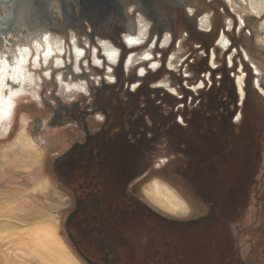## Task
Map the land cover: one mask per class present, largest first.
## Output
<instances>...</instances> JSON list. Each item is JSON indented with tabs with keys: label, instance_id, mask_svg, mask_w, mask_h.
<instances>
[{
	"label": "flooded vegetation",
	"instance_id": "1",
	"mask_svg": "<svg viewBox=\"0 0 264 264\" xmlns=\"http://www.w3.org/2000/svg\"><path fill=\"white\" fill-rule=\"evenodd\" d=\"M124 1L129 2L126 18L95 29L85 19L72 18L68 33L62 37L63 50L39 38L40 54L33 53L24 64L26 74L35 73V80L25 84L26 90L37 92L38 99H34L42 108L46 103L40 86L45 88L51 83L69 96L53 95L55 104L50 116L45 121L34 118L35 131H65L69 136L64 148L51 151L49 161L55 180L71 196L66 235L72 249L87 264H228L235 240L231 227L240 217L236 211L246 198L251 168L255 172L259 168L254 166V158L264 150V137L256 141L239 129L246 123L248 128L251 125L246 117L247 106L254 109L255 119L264 120V106L258 99L253 100L258 90L254 67L245 55L255 41L249 22H258L248 14L239 20L229 4L233 0ZM220 7H224L228 27H221L222 32L217 27L222 21L217 17ZM206 10L214 13L208 16L209 27L200 21L208 15ZM230 17L232 22L228 21ZM143 18L148 23L145 35L139 43L130 45L127 35L138 34ZM247 19L249 22H244ZM238 25L244 51L240 46L232 50L229 32H236ZM70 31L77 35L76 40L69 38ZM221 33L229 39L227 50L222 52L226 69L238 72V65L233 69V60L239 57L246 70L243 94L239 83L238 89L235 85L238 75L225 70L236 88L231 108L237 110L215 121L202 115L205 103L189 107L187 96L179 97L169 89L178 86L187 93L196 87L191 89L189 82L206 80V73L214 75L219 68L214 62L221 55L217 46ZM91 34L118 49L116 61L109 59ZM246 34L253 37L252 41L245 39ZM182 39L187 48L184 59L169 65ZM8 43L14 51L15 44ZM0 44L1 50L7 48L5 39ZM213 50L216 56L212 60ZM145 52L150 55L145 57ZM197 64L207 66V71L196 70ZM41 69L43 77L38 79ZM164 78L169 86L160 83ZM202 86L203 81L194 90L205 88ZM27 96L34 97L27 93L20 99ZM229 105L225 104L226 109ZM250 130L253 133L254 129ZM41 144H50L51 148L52 140ZM146 175L175 189L187 213H163L129 193ZM183 190L188 194L194 191L191 197L195 200ZM263 253L264 241L254 253V261L263 262Z\"/></svg>",
	"mask_w": 264,
	"mask_h": 264
},
{
	"label": "rangeland",
	"instance_id": "2",
	"mask_svg": "<svg viewBox=\"0 0 264 264\" xmlns=\"http://www.w3.org/2000/svg\"><path fill=\"white\" fill-rule=\"evenodd\" d=\"M255 3V0H252V2L251 0H233V2L230 1L229 4L234 9V13L239 20V17L243 14L252 15L255 16V20L264 27V3L259 5H255ZM252 4L258 6V9H255L258 12L252 9ZM220 5L221 4L218 6ZM223 8L224 7L217 8V17L220 16V20L222 19L221 22L219 21L217 23L220 32H222L221 27H227L225 10ZM256 13L258 14L256 15ZM205 14H208V16L211 15L212 17L214 13L206 10ZM233 20L230 17L228 21L232 22ZM244 22L247 23L248 19ZM249 25L251 24L249 23ZM262 31H264V28ZM251 32L253 33V31ZM229 33L234 43V48H232V50L234 51L237 46H240L244 51L243 42L239 41L241 35L240 26L238 25L236 32L231 31ZM91 35L95 36L94 38L97 41L100 38L99 35ZM253 37L250 36V38H248L245 36V39L251 40ZM256 42L262 44L264 43V39L262 37H255V41H253L251 46L249 45L247 47L248 50H245V53L251 52L257 54ZM251 48H253V50ZM233 53L236 54L238 51ZM223 55L224 54H221L215 59V67H219L214 73V75H216L215 77L214 75L212 76L211 73H206V80L204 78H199L196 84L194 83L196 81L195 79L189 82L191 83L189 84L191 89L193 85L197 87L202 81V87L205 86V88H199V91H195L193 88L187 93H184L183 89H179L178 86L170 87L172 89H169L170 92L175 93V95L179 97L187 96L189 107L200 106L199 102L205 103L201 111L204 113L202 115L211 116L215 121L223 119L229 112H235L237 110L231 108L234 98L236 99L237 95L236 88L231 82L230 77L225 75L226 71L227 73H235L236 75H241L242 71L244 77V72L246 70H243L240 65L241 61H239V57L236 55L237 59L235 58V61L233 60V69L238 65L240 72H236L232 70V68L226 69L225 66L227 64L225 65ZM210 64L212 65L211 62ZM197 65L198 67H196V70L200 69L207 71V66L204 67V64ZM253 77L257 79L256 74L253 75ZM235 79H237L235 85L238 89V78ZM199 80L202 81L200 82ZM260 84L263 90L261 91V89L258 88L255 97L253 96V100L258 99V101H261L262 106H264V79L260 78ZM226 88L227 90H225ZM40 90L43 91V100L46 103L45 108H42L41 104L36 101L34 97L27 96L29 98H22L19 100L17 107L15 106V118L12 114L9 117L10 129L8 132L3 133V130H0V264H65V262H59L57 258H54L52 247H58L64 250L65 253H70L73 258L78 260L74 259L79 262V264H85L86 262L82 259L81 255H79L74 248L72 249L65 232V220L69 210L68 205L71 196L66 193L67 191L55 180L49 168V161L52 157L51 151L64 148L68 143L69 136L65 131L56 133L50 132L48 135L47 131L39 133L34 130V118L39 117L45 121L50 116V108L54 107L55 104L52 97L53 95H58L63 98L69 96L68 94L63 95L61 89L55 88L51 83L45 88L44 86L42 88L40 86ZM229 90L233 91L232 93L234 95H231L232 93L228 92ZM76 95L77 94L71 95V97H76ZM226 103L230 104L227 106V109L225 107ZM233 107L235 108V106ZM240 108L242 107L238 109L240 110ZM164 111L168 113L170 109L168 108V110ZM246 111V117L249 119L247 121H251V125L248 128V124L246 123V125H242V128L239 129L241 132L248 134L249 137L259 141L264 137V132L262 131L264 120L262 121L261 119L254 118L255 111L251 106H247ZM199 113L200 111H198V114ZM23 116L27 118L26 125L22 124L21 118ZM262 124L263 126L261 127ZM250 128L254 129L253 133ZM247 130L248 133L245 132ZM49 138L52 140L51 148L50 144H41L45 141L48 143ZM54 140L57 142H54ZM254 161V166H256V168L259 166V168L257 172L251 168L248 174L249 184L247 186L246 198L238 206V211H236L240 217L236 220V225L234 224L231 227V235L235 240L231 250L233 253L232 259L228 264H264V253L261 257L263 262L258 261L257 263L254 261L257 256H255L254 253L259 250V247L262 246V241H264V150L260 152L259 155H256ZM150 178L152 177L149 175L143 176L136 185V190H131L130 188L129 193L137 194L138 197L145 200L146 203H149V205L163 213L170 215L187 213L185 212V208L184 211L178 214L171 211L168 212L162 207V202L158 200L160 203H157L150 199L146 190L157 183L158 180L163 182L161 183L158 181V183L164 185L167 196L172 195V193H174L173 195L175 196L177 195L175 189L172 187L171 189L167 186V183L157 177L153 179L158 180L151 179L153 180L152 183L148 184L151 181ZM187 192L189 191L183 190V193H186V195L194 201L195 198L191 197L194 191H192L191 194ZM179 198L180 197H177L178 201L181 200V198ZM180 202L184 205L183 200ZM169 206L172 207L171 205ZM194 214L195 212L193 211V215ZM49 232L53 234H48ZM43 243L46 246L42 245ZM50 248L51 250H49Z\"/></svg>",
	"mask_w": 264,
	"mask_h": 264
},
{
	"label": "bare ground",
	"instance_id": "3",
	"mask_svg": "<svg viewBox=\"0 0 264 264\" xmlns=\"http://www.w3.org/2000/svg\"><path fill=\"white\" fill-rule=\"evenodd\" d=\"M251 2H252V0H251ZM255 2H256L255 5H259V4H263L264 0H255ZM253 4H252V6H253L252 9L256 12L257 10H255V9H258V6H255ZM257 14L258 13H256V15ZM200 21L202 23V26L209 27L208 26V24H209L208 15L202 16ZM250 24H251L250 31H253V33L252 32H250V33L255 37H262L264 39V31H262V29L264 27L262 25H260L259 23L258 24L257 23H250ZM147 25H148L147 20H145L144 18L141 19L140 28L138 29L139 30L138 34L136 36L127 35V42L130 45H135V44L139 43V41L142 40L144 35H145V29H146L145 27H147ZM66 32L68 33L67 28L62 29V30L57 31V32H53L50 30H39V31L38 30H36V31H32V30H30V31L29 30L19 31L18 30L16 33L9 32L8 34H4V33L0 34V42L3 39H5V42L7 44V48H5L3 50L0 49V130H3V133L8 132V130L10 129L9 117L11 116V113H12V115H14L13 112H14V109H15V106H16L18 99H20L21 97H23L27 93H31V95L34 96V98L38 99L37 98V92L34 89H28L27 88L28 90H26L25 84L31 82L32 80H35V78L33 77L35 75V73L26 74L25 69H24L25 68L24 64L27 62V60L30 58V55H32L33 53L40 54L39 53L40 47H38V45H37L39 38H45L46 40L49 41V43L52 46L59 47V50H63V45H62L63 38L62 37H64L66 35ZM69 33H70L69 38H71L72 40L77 39L76 34H74L72 31H70ZM7 36H8V39H7ZM246 36L248 38H250V36H248V34ZM168 38H169L168 35H166L165 42H167ZM20 40H21L22 44L20 43ZM85 40H87V39L85 38ZM8 41L15 44L14 46H16V47H15L14 51L11 50V46L9 45ZM98 41H99V43L102 44V46L104 48V52L107 54L109 59L111 61H116L117 55H118V49L104 39H98ZM25 42H27V43H25ZM31 46H35L36 49L33 51L31 49ZM217 46L221 50L220 54H222L223 50H227V48L229 46V39L225 35V33L221 34V36L218 40ZM256 46H257V48H256L257 54H253L251 52H248V53L246 52L245 55H246L248 61L254 67V71H255V74L257 76V79H255V85L258 88H260L262 91L263 88L261 87V84H260V78L264 79V78H262V77H264V53H262V52H264V43L258 44L256 42ZM178 47H179L178 51L175 54L171 55L169 65H172V64L177 65V64L181 63V61H183L184 56H185L184 51L187 49L183 39L180 41ZM251 49L253 50V48H251ZM76 51L78 52L79 50L76 49ZM49 53L50 52L47 53L45 58H47ZM149 55H150L149 53H146V52L144 53L145 57L149 56ZM132 56H134V55H132ZM215 56H216V53L213 50L212 57H211L212 60L215 58ZM232 57L233 56L230 54V56H229V62L230 63L232 62L231 61ZM57 61L60 62V59H57ZM96 61H97V63H100L99 59H96ZM182 63H184V62H182ZM42 70L44 71V69H41L40 71L37 72L38 79L43 77V74L41 73ZM186 72H187V70H186ZM44 74L48 75L49 72H44ZM242 78H243L242 74L238 75V83L240 86V93L241 94H243V92H244L243 87H242V84H243ZM13 81L16 82L14 85L12 84ZM160 83L169 86V81L167 80V78H164L163 80H161ZM194 88H196V87H194ZM14 102H15V106L13 108L12 104ZM26 120H27V118L25 116H23L21 118L23 125H26ZM7 134H9V133H7ZM146 191L148 192L149 197H151L155 202H157V203L162 202V207L165 210L171 211L174 213H181L182 211H184L185 206L180 202L181 200L178 201V199H177L178 195H176L177 196L176 197L175 195H173L174 193H172V195L167 196L166 195V189L164 188V185L158 183V181H157V183H155L153 186H151ZM169 205H171L172 207H170ZM50 233H52V232H49L48 234H50ZM57 242H58V240H57ZM51 243H48V244H51ZM42 245H45V244L43 243ZM63 246H64V243H63ZM52 249H53L52 253H53L54 258H57L59 262H65V264H79V262H77L78 260L76 258H73V256L70 253L67 254L64 252V250H61L58 247L57 248L52 247ZM49 250H51V248ZM67 251H68V249H67ZM49 256H50V254H49ZM74 259H76L77 261Z\"/></svg>",
	"mask_w": 264,
	"mask_h": 264
},
{
	"label": "water",
	"instance_id": "4",
	"mask_svg": "<svg viewBox=\"0 0 264 264\" xmlns=\"http://www.w3.org/2000/svg\"><path fill=\"white\" fill-rule=\"evenodd\" d=\"M127 4L124 0H0V34L18 30L57 32L68 28L72 18L85 19L92 29L109 27L126 18Z\"/></svg>",
	"mask_w": 264,
	"mask_h": 264
},
{
	"label": "clouds",
	"instance_id": "5",
	"mask_svg": "<svg viewBox=\"0 0 264 264\" xmlns=\"http://www.w3.org/2000/svg\"><path fill=\"white\" fill-rule=\"evenodd\" d=\"M13 105V108H14V106H15V102L12 104ZM12 114V113H11Z\"/></svg>",
	"mask_w": 264,
	"mask_h": 264
},
{
	"label": "snow or ice",
	"instance_id": "6",
	"mask_svg": "<svg viewBox=\"0 0 264 264\" xmlns=\"http://www.w3.org/2000/svg\"><path fill=\"white\" fill-rule=\"evenodd\" d=\"M15 83H16L15 81L12 82L13 85H14ZM237 118H238V117H237Z\"/></svg>",
	"mask_w": 264,
	"mask_h": 264
}]
</instances>
